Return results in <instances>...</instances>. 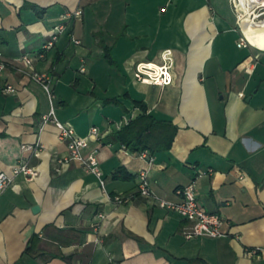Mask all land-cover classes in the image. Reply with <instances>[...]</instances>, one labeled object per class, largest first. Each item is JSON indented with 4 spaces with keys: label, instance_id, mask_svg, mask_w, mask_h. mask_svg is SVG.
I'll return each instance as SVG.
<instances>
[{
    "label": "crops",
    "instance_id": "obj_1",
    "mask_svg": "<svg viewBox=\"0 0 264 264\" xmlns=\"http://www.w3.org/2000/svg\"><path fill=\"white\" fill-rule=\"evenodd\" d=\"M78 8L82 17L63 20ZM244 9L240 0H0V173L22 160L39 170L0 192V264H264V14L247 29ZM24 55L53 77L59 120L82 137L99 127L85 154L97 149L105 189L44 123L50 98ZM148 63L168 66L173 81L139 80ZM135 101L178 126L169 150L145 156L117 139L141 112ZM142 171L172 201L193 183L226 235L187 238L190 221L137 193Z\"/></svg>",
    "mask_w": 264,
    "mask_h": 264
},
{
    "label": "built area",
    "instance_id": "obj_2",
    "mask_svg": "<svg viewBox=\"0 0 264 264\" xmlns=\"http://www.w3.org/2000/svg\"><path fill=\"white\" fill-rule=\"evenodd\" d=\"M240 2L245 8L238 14L243 25L247 18L259 17L264 14V0H240ZM83 13L84 11L82 8H78L74 11H68L63 16V20L67 21L73 18L82 17ZM65 28V22L56 25L53 29V39L46 45V47H51L54 44V41L58 39L59 35L64 32ZM76 42L81 43L80 40H76ZM239 45L247 47L249 45L248 39H246V37L242 38ZM23 60L25 66L28 69L30 68V71L28 72L31 78L44 87L50 98L51 110L43 117L44 123L54 122L56 124L59 129L60 140L67 142L70 151L69 160L80 162L88 172L95 174L99 178L102 187L105 189L106 179L101 168V162L97 149L92 150L87 155L85 154V150L90 147L91 140L100 138L101 133L99 127H92L89 135L82 137L76 133L72 125L59 120L54 107V99L56 96L54 90L52 89L53 77L48 73L36 71L33 68L34 59L29 55H24ZM6 68L7 63L4 60L0 49V75L3 74ZM247 70L252 72L253 67L249 66L247 67ZM136 77L141 81H149L159 85L169 84L173 81V76L169 72L168 66L164 65L162 67H154L152 63L139 64L137 66ZM4 91L15 92L16 89L10 85L7 86ZM40 149L41 145H38L36 148L37 153ZM143 155L147 156L148 151H144ZM21 174L25 175L29 180H32L39 175V170L32 166L27 160L19 161L15 165L12 174H8L6 172L0 173V192L5 191L12 184L14 179ZM137 193L144 197L153 198L159 206L176 211L183 218L190 221L191 223L185 231L187 238L191 239L199 236L219 238L226 235V232L223 230L225 223L224 219L221 215L208 212L200 206L197 198L196 187L193 183L188 184L179 190V193L182 195V199L180 201H172L157 195L151 188L148 172L142 171L138 176ZM114 198L119 202H125L130 199V197L122 195H117ZM101 217H104V215L101 214ZM260 251H262V249L251 250L252 253Z\"/></svg>",
    "mask_w": 264,
    "mask_h": 264
},
{
    "label": "trees",
    "instance_id": "obj_3",
    "mask_svg": "<svg viewBox=\"0 0 264 264\" xmlns=\"http://www.w3.org/2000/svg\"><path fill=\"white\" fill-rule=\"evenodd\" d=\"M140 114L124 125L117 133V139L134 152L169 150L178 132L172 121L157 119L149 112L144 101H135Z\"/></svg>",
    "mask_w": 264,
    "mask_h": 264
},
{
    "label": "bare ground",
    "instance_id": "obj_4",
    "mask_svg": "<svg viewBox=\"0 0 264 264\" xmlns=\"http://www.w3.org/2000/svg\"><path fill=\"white\" fill-rule=\"evenodd\" d=\"M249 21V22H248ZM250 21H251V18H247L246 20H245V23H244V25H245V28H249L250 27V25L252 24V22H251V24H250ZM259 43L260 44H262V45H264V42H262L261 40L259 41Z\"/></svg>",
    "mask_w": 264,
    "mask_h": 264
},
{
    "label": "water",
    "instance_id": "obj_5",
    "mask_svg": "<svg viewBox=\"0 0 264 264\" xmlns=\"http://www.w3.org/2000/svg\"><path fill=\"white\" fill-rule=\"evenodd\" d=\"M248 100H250V99H248ZM39 208H40V207H39L38 205H37V206H35V207H34V211H37V210H39Z\"/></svg>",
    "mask_w": 264,
    "mask_h": 264
}]
</instances>
